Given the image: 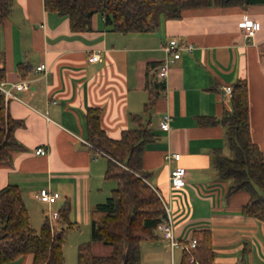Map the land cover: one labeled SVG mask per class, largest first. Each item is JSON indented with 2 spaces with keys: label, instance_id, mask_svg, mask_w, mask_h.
Listing matches in <instances>:
<instances>
[{
  "label": "crops",
  "instance_id": "0c3cea01",
  "mask_svg": "<svg viewBox=\"0 0 264 264\" xmlns=\"http://www.w3.org/2000/svg\"><path fill=\"white\" fill-rule=\"evenodd\" d=\"M244 16L256 22L252 36L238 26ZM170 38L193 49L170 62L163 83L155 70ZM93 52L100 58L89 61ZM40 62L47 67L44 75L35 71ZM0 67L7 81L30 80L28 89L14 90L24 102L9 98L5 104L10 116L22 121L13 133L28 150L14 153L11 164L0 163V187H20L30 220L31 215L41 221L46 217L43 202L34 195L47 187L59 193L50 207L62 196L52 210L59 212L68 203V229L77 224L69 216L73 210L76 215L82 211L87 221L92 205L116 183L104 177L107 156L87 143L84 113L89 106L101 107V126L113 138L133 126L130 115L137 113L155 132L144 146L141 165L148 183L171 205L174 237L189 241L194 230L207 228L216 253L213 264H264L236 255L253 239L258 223L240 211L246 192L228 195L230 179L218 177L214 157L228 148L225 128L198 120L220 118L230 110V96L221 97L222 86L245 80L249 134L264 155V3L185 8L179 17L160 16L152 30L120 32L107 29L99 13L92 16L89 30L73 31L67 17L46 10L43 0H13L0 23ZM156 84L161 88L149 99ZM164 111L171 114L168 129L158 124ZM39 145L46 153L31 150ZM169 152H179V159H167ZM175 165L186 169L180 187L169 184ZM60 220L59 215L56 226ZM157 234L141 243V264L148 259L149 264L179 263L182 248L171 251L168 239ZM108 253L105 248L101 254ZM31 262V255L24 254L7 264Z\"/></svg>",
  "mask_w": 264,
  "mask_h": 264
},
{
  "label": "trees",
  "instance_id": "16d2710c",
  "mask_svg": "<svg viewBox=\"0 0 264 264\" xmlns=\"http://www.w3.org/2000/svg\"><path fill=\"white\" fill-rule=\"evenodd\" d=\"M12 2L0 0V23L7 18ZM259 3L264 0H43L46 10L67 17L73 31L89 30L92 16L99 13L107 29L120 32L152 30L158 25L160 14L175 18L185 8ZM0 79H4L2 67ZM160 88L156 84L149 99ZM231 88L230 110H224L220 118L200 116L198 120L201 124L220 123L225 128L229 154L217 153L214 157L218 177L230 179L228 195L239 190L246 192L241 213L264 223V155L249 134L246 81L237 79ZM101 112L99 106L87 107L86 140L107 156L104 177L114 179L116 184L111 194L91 210L90 239L78 244L77 264H141V243L158 236L156 226L165 216L162 201L141 165L144 146L154 139L155 132L140 114L133 113V126L123 129L118 138L110 137L101 126ZM20 125L22 121L10 116L0 95V163H11L13 151L20 147L13 133ZM68 210V203L60 208L59 226L45 217L36 230L20 187L15 183L0 187V264L24 254L31 255V264H63L66 230L72 225ZM193 235L195 245L182 248L178 264H213L216 253L210 230L196 229ZM92 241L109 245V253H94Z\"/></svg>",
  "mask_w": 264,
  "mask_h": 264
},
{
  "label": "built area",
  "instance_id": "2783aa9c",
  "mask_svg": "<svg viewBox=\"0 0 264 264\" xmlns=\"http://www.w3.org/2000/svg\"><path fill=\"white\" fill-rule=\"evenodd\" d=\"M238 26L243 30L244 35L246 36H252L256 30V22L247 17L244 16L240 21H238ZM163 49L165 51L166 56L161 60V62L157 65L155 73L158 78V81L163 82L166 80V77L168 75L169 65L170 62L179 57L180 53L182 51H191L193 49V45L190 43H184L177 41L175 38H170L167 40V42L163 45ZM99 53L93 52L88 56L89 61H96L98 60ZM35 71H40L42 74H46L47 67L44 62H40L35 66ZM30 86V80L28 79H19L16 81H7L5 79H0V95L3 98L4 105L7 104V101L9 98H15L23 101L17 94L14 93V90H26ZM163 91H167L166 84H163ZM232 88L231 85L225 84L222 86L221 90V97L225 96H231ZM24 102V101H23ZM171 119V114L168 111H164L161 113L158 124L159 127L162 129H168L169 128V121ZM89 145L92 146L91 143L87 141ZM47 149L43 145H39L34 149V152L36 154H44L46 153ZM100 152V151H99ZM180 153L179 152H169L166 154V158L170 159H179ZM185 175H186V169L184 166L181 165H175L169 170V184L171 187H180L185 182ZM157 192V190L155 189ZM159 195L163 207L165 216L160 221L157 226L156 230L158 233H160L163 237L168 239L169 242V248L172 251L176 247L180 248H189L193 247L196 243V238L191 237L189 241H179L174 237L173 234V221L171 216V205L163 199V197L157 192ZM39 201L50 204L51 202L55 201L57 197L59 196V193L57 191L51 190L47 187H41L38 189V191L34 195ZM46 217L50 221V223H54L55 220L59 217V212L57 210H51L50 212H46ZM53 221V222H52ZM193 258L190 257V260Z\"/></svg>",
  "mask_w": 264,
  "mask_h": 264
},
{
  "label": "rangeland",
  "instance_id": "374dc122",
  "mask_svg": "<svg viewBox=\"0 0 264 264\" xmlns=\"http://www.w3.org/2000/svg\"><path fill=\"white\" fill-rule=\"evenodd\" d=\"M160 15L162 17V14ZM23 150H28V148L23 143H20V147L13 151V156H14V153H17ZM31 150L34 152V148H31ZM224 152H225L224 153L225 155H228L229 154L228 148H226ZM12 160H13V157H12ZM109 183H111V181ZM110 194H111V190L108 192L107 196H109ZM105 198L106 197H104L102 201H104ZM61 199H62V196L57 200L58 203L61 202ZM58 203H55L53 207L52 206L50 207V205H48L47 203H45L47 204L45 205L44 202L43 204L41 203L39 204L43 205L46 212H50L53 208L57 207ZM94 205H92V207H94ZM81 212L76 215L73 210L69 215L72 218V220L77 221V224L75 228L68 229L67 231L65 243L63 246V254H64L63 264H77L78 244L82 241H88L90 239L89 229H90L91 214L90 213L88 214V220L85 221V218L83 217V214ZM39 218H40L39 215L38 216L31 215L30 222L36 230L39 229L40 224L42 223V221ZM255 221L258 224L255 226L253 239L248 241V245H245L243 252L239 251V253H236V255L238 254V256H240V253H242V255H244L246 258L253 256L255 258H258L260 262L264 263V223L261 220L255 219ZM91 247H92L93 252L96 254H101L102 252H104L105 248H109V251H110V246L100 241H92ZM148 260L144 264H149L150 262ZM175 264H178V262L176 261ZM237 264H247V263L246 261L243 260V261H238Z\"/></svg>",
  "mask_w": 264,
  "mask_h": 264
}]
</instances>
